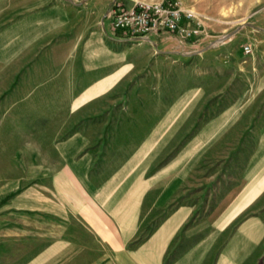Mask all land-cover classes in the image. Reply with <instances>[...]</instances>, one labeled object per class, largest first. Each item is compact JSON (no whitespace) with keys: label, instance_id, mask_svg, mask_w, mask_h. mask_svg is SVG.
Masks as SVG:
<instances>
[{"label":"crops","instance_id":"0c3cea01","mask_svg":"<svg viewBox=\"0 0 264 264\" xmlns=\"http://www.w3.org/2000/svg\"><path fill=\"white\" fill-rule=\"evenodd\" d=\"M115 1L0 0L9 264H264V98L114 31Z\"/></svg>","mask_w":264,"mask_h":264},{"label":"rangeland","instance_id":"374dc122","mask_svg":"<svg viewBox=\"0 0 264 264\" xmlns=\"http://www.w3.org/2000/svg\"><path fill=\"white\" fill-rule=\"evenodd\" d=\"M172 1L184 13H192V25H200L204 30L199 38L185 39L178 35L177 44L164 48L170 60H176V69L225 72L226 101L236 96L246 99L261 95L264 98V0ZM129 2L131 0L124 3ZM246 47L250 48L249 52ZM167 80L162 79V84ZM260 113L264 116V103ZM119 116V110L113 111L111 119ZM211 188L220 193L222 187ZM8 250L0 247V264H9L12 259V253H4Z\"/></svg>","mask_w":264,"mask_h":264},{"label":"built area","instance_id":"2783aa9c","mask_svg":"<svg viewBox=\"0 0 264 264\" xmlns=\"http://www.w3.org/2000/svg\"><path fill=\"white\" fill-rule=\"evenodd\" d=\"M112 27L129 38H143L151 34L168 32L185 39L199 38L204 34L200 25H192V13H184L175 1L149 2L137 0L130 7L115 1L111 11ZM246 51H250L246 47Z\"/></svg>","mask_w":264,"mask_h":264}]
</instances>
